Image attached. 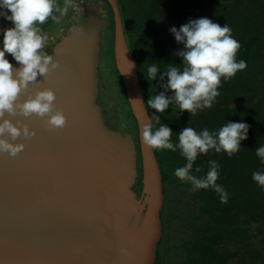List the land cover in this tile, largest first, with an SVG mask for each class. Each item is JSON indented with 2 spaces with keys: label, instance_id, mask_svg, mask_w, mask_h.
Segmentation results:
<instances>
[{
  "label": "water",
  "instance_id": "water-1",
  "mask_svg": "<svg viewBox=\"0 0 264 264\" xmlns=\"http://www.w3.org/2000/svg\"><path fill=\"white\" fill-rule=\"evenodd\" d=\"M107 2L114 20L115 67L136 119L138 143L132 132L106 123L98 98L108 20L99 2H84L86 17L53 47L58 67L19 97L53 89L65 125L53 128L47 117L5 113L35 134L13 141L25 145L16 155L0 152V264L156 263L166 200L163 169L155 149L142 140L144 123L153 119L119 2ZM12 26L0 27V35Z\"/></svg>",
  "mask_w": 264,
  "mask_h": 264
},
{
  "label": "trees",
  "instance_id": "trees-1",
  "mask_svg": "<svg viewBox=\"0 0 264 264\" xmlns=\"http://www.w3.org/2000/svg\"><path fill=\"white\" fill-rule=\"evenodd\" d=\"M106 3L110 16L106 26L111 46L109 54L117 71L113 53V12ZM119 6L129 47L139 66L146 103L150 95L164 90L159 87L158 80L149 81L145 77L151 60H158V72L169 64L182 67V58L175 52L181 50L183 44L176 42L170 27L179 28L189 19L207 17L221 26L227 23L231 35L239 42L235 58L244 60L246 67L227 81L221 79L219 95L211 108L198 111L193 117L187 110L180 111L171 104L163 114L149 109L151 115H160V122L173 130L170 137L173 144L178 143L179 131L184 127H192L197 132L208 128L211 132L227 121L244 122L249 126L247 138L241 141L238 152L232 157L223 151L209 150L198 155L193 164L192 174L203 177L209 169L208 161H217L220 167L216 183L226 190L228 199L221 203L219 194L211 188L192 192L203 225L184 240L182 264H264V189L252 180L254 171L264 172V165L255 154V148L264 145V0H119ZM117 73L121 91L116 92L119 105L115 114L121 113V119L122 114H126L128 124L124 130L112 127L132 132L138 143L136 119L126 98L122 78ZM155 151L163 169V184H179L174 170L186 163L179 149ZM197 166L200 172L195 171ZM186 184L191 189L189 182H182V185ZM164 189L166 191V187ZM169 217L172 221V215ZM170 249L162 251L160 243L155 264H168Z\"/></svg>",
  "mask_w": 264,
  "mask_h": 264
},
{
  "label": "clouds",
  "instance_id": "clouds-1",
  "mask_svg": "<svg viewBox=\"0 0 264 264\" xmlns=\"http://www.w3.org/2000/svg\"><path fill=\"white\" fill-rule=\"evenodd\" d=\"M70 8L76 10L73 0H64L63 6L56 0H0V17L13 24L0 35V152L7 151L9 155H16L25 145L23 142L13 141L20 136L30 137L35 134L28 124L22 120L13 122L5 113L9 116L28 117L35 114L47 117V125L53 128L65 125L66 117L63 111L54 106L56 94L53 89L37 88L34 93L29 92L26 99L21 100L19 97L22 90L38 82L39 76L46 75L59 64L52 56L42 51L47 36L41 33L37 25L44 24L48 19L55 20L54 13L67 15ZM169 31L177 43L183 44V48L175 52L176 56L182 58V67L169 64L159 72L156 64L147 67L146 79L158 80L159 87L164 89L150 95L147 107L163 114L171 104L180 111L187 110L193 117L198 111L212 107L219 95L221 79L227 81L232 78L237 71L246 67V62L242 59L237 61L235 58L240 44L231 35L227 23L221 26L207 17H200L189 19L179 28L172 26ZM7 54H11L12 59L19 63L18 67L13 68ZM168 92L171 94L168 95ZM151 116L153 120L144 123L141 131L143 143L152 149H179L186 163L176 168L174 175L182 182H189L192 191L211 188L219 194L220 202L226 203L228 194L216 183L219 163L209 160V169L203 177L192 174L193 164L198 155L206 154L209 150L215 153L223 151L232 157L238 152L241 141L247 138L249 126L244 122L227 121L211 132L208 128L197 132L192 127H184L179 131L178 143L173 144L170 139L173 130L160 122V115ZM5 133L11 139L6 138ZM255 154L264 165V145L256 147ZM195 171L200 172V167L197 166ZM252 180L264 189V172L254 171ZM164 192L166 195L165 189ZM165 197L166 203L168 198Z\"/></svg>",
  "mask_w": 264,
  "mask_h": 264
},
{
  "label": "rangeland",
  "instance_id": "rangeland-1",
  "mask_svg": "<svg viewBox=\"0 0 264 264\" xmlns=\"http://www.w3.org/2000/svg\"><path fill=\"white\" fill-rule=\"evenodd\" d=\"M56 2L59 5L62 4L63 6L64 0H56ZM56 16L59 17V13H56ZM1 19L2 18H0V20ZM59 24L61 25V23H59L58 21V24H51L49 26V24H46L45 21L44 24L37 26L44 29V26L46 25L47 27L45 28L51 31L50 34L52 36L54 35V41L56 42L58 36L60 34L62 35V32L64 30H67L69 27V24L64 22L63 26L59 27V29ZM46 40H48V38ZM52 41L53 39L51 37V40H49L48 42L54 43V41ZM108 45L109 42L108 40H106L103 45V51L105 52V55L101 58L99 67L100 88L103 89L100 101L105 107V116L108 117L109 125L115 126L117 128L120 127L122 128V130H124V128L128 124L125 120L126 114H122L123 119H121V113L118 114V116L115 114V111L117 110L119 105H117L118 99L116 96V92L121 91V82L117 71L114 70V66L112 65V59L110 57V54L108 53ZM152 64L158 65V60H151L150 65ZM165 160L167 161L169 159ZM162 163H164V160H162ZM165 187L167 193L166 196L170 201H166L165 206L162 210L164 236H162L160 243L162 251H166L168 247H171L167 255L168 259L166 260L168 264H182V260H184V249L182 248L183 242L186 238L189 237V233H191L196 228H200L203 225V217H201V214L198 212V208L196 207V202L192 195L193 191L189 187H187V184L182 185V181H179V184L167 183ZM169 215H172V221L168 219L170 218Z\"/></svg>",
  "mask_w": 264,
  "mask_h": 264
},
{
  "label": "flooded vegetation",
  "instance_id": "flooded-vegetation-1",
  "mask_svg": "<svg viewBox=\"0 0 264 264\" xmlns=\"http://www.w3.org/2000/svg\"><path fill=\"white\" fill-rule=\"evenodd\" d=\"M93 1H98L100 4H101V11H102V13L105 15V17L108 19V22L110 23V21H109V13H108V11H107V9H106V1L105 0H73V3H75L76 4V10L75 11H73L71 8L69 9V11H68V14L67 15H65V16H59V17H57L56 16V13H54V15L56 16V19L55 20H52V19H48V20H46V24H49V26L51 25V24H58V21H59V23H61V25L59 24L58 25V28L59 27H61V26H63V23L64 22H66V23H68L69 25L68 26H71L73 23H75V22H77V21H79V20H81L82 18H84V17H86V13H85V10H84V7H83V3L84 2H88V3H90V2H93ZM118 2H119V0H118ZM110 5V4H109ZM60 6H62V4L60 5ZM0 18H2V17H0ZM57 19H58V21H57ZM69 21V22H67V21ZM9 23H11V21H7V20H4L3 18L0 20V27H4V26H6L7 24H9ZM109 25V24H108ZM45 27H47L46 25L44 26V29L43 28H40L41 29V33L42 34H44V35H47L48 37V40H46L45 41V47L42 49V51L45 53V54H47V55H52V53H53V47H54V45H55V43L58 41V39H59V37H60V35L58 36V39L56 40V42L54 41V35L52 36L50 33H51V31L49 30V29H46ZM60 29V28H59ZM66 30H64L62 33H64ZM3 34V33H2ZM1 34V35H2ZM108 32H107V30H106V26L104 27V29H103V32H102V51H101V58L105 55V52L103 51L104 50V48H103V45H104V43H105V41L106 40H108V42L110 41V39H108ZM51 37H52V39H53V41H54V43H49L48 41L49 40H51ZM52 41V42H53ZM111 48V46H110V42H109V45H108V53L110 52V49ZM7 56H8V59L10 60V62L12 63V62H14V60L12 59V57H11V54H7ZM101 63V62H100ZM100 95H102V89H101V91H100ZM100 95H99V97H100ZM101 104V103H100ZM102 105V104H101ZM102 107H103V115H104V117H105V119H106V123L109 125V122H108V117H106L105 116V107L102 105ZM165 186V185H164ZM163 214V213H162ZM164 234V233H163Z\"/></svg>",
  "mask_w": 264,
  "mask_h": 264
}]
</instances>
